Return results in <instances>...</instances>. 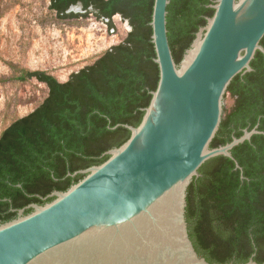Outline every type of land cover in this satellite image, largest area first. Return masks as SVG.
Listing matches in <instances>:
<instances>
[{
  "label": "trees",
  "instance_id": "16d2710c",
  "mask_svg": "<svg viewBox=\"0 0 264 264\" xmlns=\"http://www.w3.org/2000/svg\"><path fill=\"white\" fill-rule=\"evenodd\" d=\"M60 20L94 16L113 27L119 14L130 30L95 60L58 80L45 70H23L47 95L34 109L12 120L0 133V222L28 204H42L53 190H66L84 174L75 171L105 161L107 150L125 142L148 106L159 79L152 41L154 0H49ZM215 0H169L166 27L178 64L198 29L213 15ZM80 2L83 11H68ZM264 47V35L260 40ZM251 70L237 73L225 93L209 146L239 137L243 129L264 131V54L256 50ZM233 158L204 161L186 188L185 215L195 250L211 263H264V133L231 149ZM235 161L241 167L236 168ZM14 208V211H9ZM31 209L25 210L29 212Z\"/></svg>",
  "mask_w": 264,
  "mask_h": 264
},
{
  "label": "water",
  "instance_id": "95a60500",
  "mask_svg": "<svg viewBox=\"0 0 264 264\" xmlns=\"http://www.w3.org/2000/svg\"><path fill=\"white\" fill-rule=\"evenodd\" d=\"M169 0H154L156 89L128 139L51 200L0 223V264H234L197 254L186 231V188L207 159L264 133L256 126L217 147L228 84L264 54V0H215L177 64L167 36ZM68 11H83L80 2ZM199 42L195 46L196 42ZM236 168H241L235 161ZM240 264L257 263L251 258Z\"/></svg>",
  "mask_w": 264,
  "mask_h": 264
},
{
  "label": "rangeland",
  "instance_id": "374dc122",
  "mask_svg": "<svg viewBox=\"0 0 264 264\" xmlns=\"http://www.w3.org/2000/svg\"><path fill=\"white\" fill-rule=\"evenodd\" d=\"M49 2L0 0V133L47 95L43 82L19 78L23 70H45L65 81L130 30L119 14L112 17L113 27L94 16L60 20ZM231 104L227 93L224 109Z\"/></svg>",
  "mask_w": 264,
  "mask_h": 264
},
{
  "label": "flooded vegetation",
  "instance_id": "af4514ba",
  "mask_svg": "<svg viewBox=\"0 0 264 264\" xmlns=\"http://www.w3.org/2000/svg\"><path fill=\"white\" fill-rule=\"evenodd\" d=\"M77 173H80V172H77ZM83 174V173H82ZM49 194V193H48ZM47 194V195H48ZM44 196V197H42V199L43 200H46L47 198H50V196ZM261 197V199L262 200H264V195H261L260 196ZM185 201H186V197H185ZM30 203H37V202H29L28 204H30ZM28 204H26V205H24L23 207H25V206H27ZM185 206H186V204H185ZM23 207H21V208H23ZM20 209V208H19ZM18 209V210H19ZM27 209H31V208H27V207H25L24 208V213H26L25 212V210H27ZM15 209L14 208H9V211H14ZM18 210L16 211V215H17V213H18ZM184 219H185V222H186V231H187V235H188V238H189V240L191 241V243H192V245H193V241H192V239H191V237L189 236V232H188V226H187V219H186V215H185V207H184ZM1 223V222H0ZM193 247H194V245H193ZM195 248V247H194ZM197 252V251H196ZM198 254V253H197ZM199 255V254H198ZM200 256V255H199ZM201 257H203V256H201Z\"/></svg>",
  "mask_w": 264,
  "mask_h": 264
},
{
  "label": "bare ground",
  "instance_id": "6f19581e",
  "mask_svg": "<svg viewBox=\"0 0 264 264\" xmlns=\"http://www.w3.org/2000/svg\"><path fill=\"white\" fill-rule=\"evenodd\" d=\"M198 43H199V42L197 41V42H196V44H195V46H197V45H198ZM193 264H196V263H193Z\"/></svg>",
  "mask_w": 264,
  "mask_h": 264
}]
</instances>
